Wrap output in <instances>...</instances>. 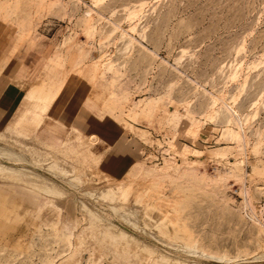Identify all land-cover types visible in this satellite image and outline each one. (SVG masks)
Masks as SVG:
<instances>
[{"label":"rangeland","instance_id":"obj_1","mask_svg":"<svg viewBox=\"0 0 264 264\" xmlns=\"http://www.w3.org/2000/svg\"><path fill=\"white\" fill-rule=\"evenodd\" d=\"M41 45L51 53L45 75L68 70L57 92L30 83V106L54 102L69 77L102 105L93 132L72 128L47 148L77 160L96 147L85 167L128 179L119 206L136 183L144 208L160 189L174 202L165 213L173 243L214 258H158L146 233H164L143 224L140 234L125 227L136 241L94 229L75 264H94L95 251L96 264H264V0H0V54ZM28 107L13 132L40 142L43 116ZM54 202L0 184V264H59L74 253L90 219Z\"/></svg>","mask_w":264,"mask_h":264},{"label":"bare ground","instance_id":"obj_2","mask_svg":"<svg viewBox=\"0 0 264 264\" xmlns=\"http://www.w3.org/2000/svg\"><path fill=\"white\" fill-rule=\"evenodd\" d=\"M13 129L14 127L11 126L0 131V184L12 188L39 185L37 193L55 198L54 206L74 217H76L75 213H79L90 219L89 226L84 227L80 232V237H83L84 241H76L74 253L59 264H75L79 260L78 252L83 250L92 239L94 229L125 234L132 241H136L138 238L128 233L125 227L128 226L140 234L139 228L143 224L157 225L164 233V235L146 233V236L152 238L154 242L144 240L152 254L158 258L179 261L180 255L172 252L182 250L186 256L195 257L193 262L196 263L201 258L214 259L210 255L187 250L184 242L176 245L173 243L177 239V228L167 220L171 214L165 213L174 206V202L162 198L159 195L160 189L149 191L148 196H152L154 204L144 208L141 203H136V200L147 190L140 188L136 183L127 202L119 206L115 200H121L128 179L113 178L102 168V164L86 168V162L100 157L99 151L95 150L96 147L89 150L86 158L70 160L60 156L56 151L55 153L49 151L46 140L40 139V142H37L34 138H22L16 136ZM44 151L48 152V155L41 157L39 153ZM18 152L29 155L30 162H24ZM96 176L98 181L94 180ZM114 204L119 206V211L114 210ZM167 247L174 251L168 250ZM99 258V253L95 251L92 256L93 263L96 264Z\"/></svg>","mask_w":264,"mask_h":264},{"label":"crops","instance_id":"obj_3","mask_svg":"<svg viewBox=\"0 0 264 264\" xmlns=\"http://www.w3.org/2000/svg\"><path fill=\"white\" fill-rule=\"evenodd\" d=\"M9 51L6 50L4 54H0V131L8 128L9 125L14 127L13 130L18 128V119L23 115L25 108L30 106L25 100L30 83L37 79H44L48 85H53L57 92L68 70V68L58 69L55 74L45 75V62L51 54L47 55L49 50L45 45L26 51L21 50L14 54H9ZM88 99L90 104H87ZM31 103L28 108L35 109L34 113L40 117L43 116L38 122L39 128L36 135L46 140L49 145L64 142L72 128H77L83 135L93 132V125L98 119V110L102 107L87 93V87L83 85L80 77H69L54 102L37 103L32 100ZM17 135L27 138V136ZM48 150L55 153L49 148ZM57 153L64 157L59 151ZM26 156L27 159L22 156L23 161L30 162L29 155L26 154ZM17 188L37 193L40 186L27 188L18 186Z\"/></svg>","mask_w":264,"mask_h":264}]
</instances>
